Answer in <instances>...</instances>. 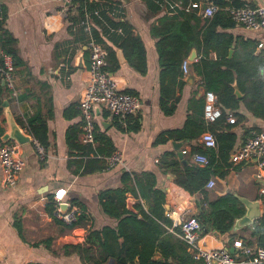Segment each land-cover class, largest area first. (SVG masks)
I'll return each instance as SVG.
<instances>
[{
	"label": "crops",
	"instance_id": "1",
	"mask_svg": "<svg viewBox=\"0 0 264 264\" xmlns=\"http://www.w3.org/2000/svg\"><path fill=\"white\" fill-rule=\"evenodd\" d=\"M215 1L81 0L63 4L56 0H0V13L6 17L5 28L16 39L17 53L23 60L22 65L15 67L12 58V72L21 99L14 98L6 88L0 91V101H9L8 107L3 104L0 109V125L8 133L10 121H15L32 138L20 144L24 168L14 186L2 183L0 165V264H85L78 254L65 253L64 247L84 244L91 227L117 225V220L103 211L100 193L121 187L124 172L133 176L144 173L154 176L156 188L166 193V214L172 221L186 204L190 203L197 215L205 197L213 201L226 193L250 201L260 200L264 215V181L257 177L255 158L233 162L231 153L226 156L218 153L220 142L217 141L216 147H206L200 141L205 132L192 139L168 134L183 129H188L190 134L200 131L205 88L194 71L186 74L183 70L182 86L179 78L167 76L161 79L162 63L174 56V45H162L163 35L169 26L181 27L183 22L189 28L201 29L204 19L214 14L205 15V9L211 5L218 9ZM240 1L243 5H264V0ZM88 3L100 11L98 16H90V31L82 23V7ZM228 7L225 8L227 11ZM191 14H196L201 22L191 18ZM113 24L120 25L125 33L132 32L142 38L147 57L145 74L132 67L123 50L111 40L115 34L109 26ZM89 32L116 50L119 67L114 73H108L116 78L121 89L139 98L141 107L131 115L125 130L117 126L106 105L95 108L98 129L112 140L114 148L121 154V161L110 168L101 161L98 166L103 168L81 174L69 166L70 160L82 158L72 154L68 135L71 129L79 130L78 137L82 140L84 121L80 104L89 75L90 50L86 44ZM216 32L223 35L225 44L220 47L216 42L208 47L201 44L187 55L182 54L189 68L193 69V63L202 57L221 59L223 47L230 39L225 60L242 61L253 56L259 61L260 73L264 75V29L251 30L235 23L231 27L217 26ZM198 39H202V32ZM178 59L181 63V50ZM163 92L170 95L165 98L166 105L162 104ZM243 96L241 92L240 98ZM229 112L235 115L226 110L227 114ZM237 112L244 116L242 120L236 115L235 123L228 120V115L226 120L233 124L230 131L237 137L232 151L256 132L255 129L264 130V118L249 111L243 101ZM29 113H40L47 120L49 146L44 158L39 156L35 139L24 125L25 115ZM162 134L165 140L159 141ZM201 148V152L196 150ZM210 148L216 151V158L210 164L214 187L206 186L207 195L181 191L176 186V173L163 162L177 159L181 166L197 164L204 167L206 164L196 162L194 157L203 154L209 159ZM180 152L183 157L179 156ZM59 189L66 190L67 200L85 212L86 219L75 227L65 225L47 209L50 197ZM126 203L133 211L139 204L148 209V202L132 193L127 195ZM255 224L233 228L225 234L209 228L204 231L203 239L208 247L233 249V254L239 257L242 247L257 246L256 236L252 234ZM107 264H113V260Z\"/></svg>",
	"mask_w": 264,
	"mask_h": 264
},
{
	"label": "trees",
	"instance_id": "2",
	"mask_svg": "<svg viewBox=\"0 0 264 264\" xmlns=\"http://www.w3.org/2000/svg\"><path fill=\"white\" fill-rule=\"evenodd\" d=\"M216 12L209 18L204 19L201 29L198 27L189 28L186 22L177 25H171L163 35L162 45L169 43L174 45V56L162 63L161 79L172 76L179 78V85H184V72L182 69L183 55H187L193 47H205L216 42L218 46L225 44L223 35L216 32L217 26L231 27L235 25L229 11L225 8L241 7L243 3L240 0H216ZM198 8L195 7V10ZM98 11L93 5L84 4L82 7V20L89 16H98ZM184 14V13H182ZM191 18L201 22L196 14H191ZM5 15L0 13V65H4L3 55H9L13 58L14 66H20L23 60L17 53L16 39L5 28ZM118 24L109 26L113 31L111 39L115 45L123 50L128 63L141 74L147 72L146 49L142 38L132 32H124ZM120 30V31H119ZM202 32V39H198ZM103 43L102 39H97ZM88 40V39H87ZM202 40V41H201ZM227 44L223 47L224 52L221 59L212 60L208 57H202L193 63V71L197 73L202 80V85L206 92H212L217 97V104L224 110L223 115L214 123H207L204 119L205 96L201 106L203 120L200 131L196 134H190L188 129L169 132L170 137H179L181 139H192L200 133L212 131L218 142H220L218 153L229 155L236 144V134L231 133L233 124L226 123V110H231L239 120L244 118L237 112L239 104L243 101L246 108L257 117L264 118V75L260 73L258 60L249 56L242 61L225 60L228 47L232 40L227 39ZM104 44V43H103ZM105 45V44H104ZM107 65L105 70L114 73L119 67L116 50L107 45ZM181 50L180 59L177 60ZM183 50V51H182ZM2 52V53H1ZM116 79V78H115ZM235 83L244 96L240 98L236 93ZM7 89L3 81L0 82V91ZM8 90V89H7ZM9 91V90H8ZM127 91V90H126ZM10 92V91H9ZM129 92V91H127ZM132 94V93H131ZM170 95L163 92L162 104L166 105V97ZM20 98V95L18 97ZM8 100V99H7ZM0 101V109H2ZM170 112L171 110H166ZM131 115L122 119L114 117L117 126L123 130L128 127ZM24 125L33 135L34 139L43 145L47 151L49 146L48 124L46 118L40 113L26 114ZM22 126V125H21ZM23 127V126H22ZM257 133L260 130L255 129ZM5 129L0 125V145ZM79 130L69 131L68 141L72 154L81 157V160H70L69 166L74 167L75 173L89 174L103 166H98L103 161L104 166L110 168L109 157L116 151L112 140L104 133H101L96 124L94 130V143H85L79 139ZM164 134L159 141H164ZM201 152V149H196ZM94 157L91 158V156ZM170 154H167L169 157ZM216 158L215 149L210 148L208 163L201 167L197 164H186L181 166L177 159L163 162L166 168L176 173V186L181 191L189 192L192 195L202 193L207 195L206 186L211 179L210 164ZM98 163V164H97ZM92 164L97 166L90 167ZM101 165V164H100ZM129 193L134 194L141 200L148 202V209L143 205H136V211L127 207L126 199ZM100 202L102 209L109 216L117 220L115 227L105 226L102 228L91 227L88 230L84 244L67 245L64 251L67 254L76 253L85 264H107L113 260V264H204L202 260H196L188 250L186 242L180 237V228L173 227L172 219L166 214L165 204L167 202L166 193L155 186V178L150 173L133 176L130 172H124L122 175V186L116 189H109L100 193ZM47 209L53 215L55 209L54 196H51ZM246 212V207L240 199L231 193L219 195L217 199L202 201L197 218L206 231L209 228L215 229L220 233H230L233 230L236 220L242 217ZM86 219L85 212L79 216L78 220L69 227H75L82 220ZM253 236H256L257 245L264 246V215L255 224Z\"/></svg>",
	"mask_w": 264,
	"mask_h": 264
},
{
	"label": "built area",
	"instance_id": "3",
	"mask_svg": "<svg viewBox=\"0 0 264 264\" xmlns=\"http://www.w3.org/2000/svg\"><path fill=\"white\" fill-rule=\"evenodd\" d=\"M63 4H72L81 0H56ZM216 10L214 5L205 9V15H212ZM233 20L247 29H264V5H243L241 7H228ZM99 14V12H95ZM85 28L90 31V16L82 22ZM120 31V30H119ZM90 33V32H89ZM87 46L90 50L89 75L86 89L80 104L83 116L82 141L94 143V130L96 119L95 108L101 104L106 105L113 117L126 118L128 115L136 114L141 107L139 98L120 88L118 81L105 70L107 65V50L90 33ZM262 45V44H261ZM2 53V52H1ZM4 65H0V82L6 85L14 98H18L20 91L15 83L12 57L3 55ZM183 70L189 72L187 61L183 64ZM224 110L217 104V97L212 92L205 93L204 119L207 123L216 122L223 115ZM228 120L231 123L237 121L235 115L228 113ZM37 152L41 158L46 155V149L36 140H33ZM200 141L206 147H216L217 140L211 131L202 134ZM257 160V177L264 181V130L259 133L253 132L243 140L232 152L233 162L245 160ZM196 162L208 163V157L203 154H196ZM121 161V154L116 151L109 157L110 165ZM0 165L2 170V183L5 186H14L24 168V161L20 154V144L15 141L4 142L0 145ZM215 181L210 179L207 187L212 188ZM264 193V191H263ZM66 190L59 189L54 195L55 209L53 217L65 225H72L76 222L83 210L73 205L66 197ZM67 205L63 210L62 206ZM173 217V216H172ZM173 226L180 228V237L186 242L188 250L196 260H202L204 264H264V246L242 247L241 255L235 256L228 248H210L203 239V226L194 213L190 203L180 209V212L173 218Z\"/></svg>",
	"mask_w": 264,
	"mask_h": 264
},
{
	"label": "water",
	"instance_id": "4",
	"mask_svg": "<svg viewBox=\"0 0 264 264\" xmlns=\"http://www.w3.org/2000/svg\"><path fill=\"white\" fill-rule=\"evenodd\" d=\"M195 58V52L193 53L192 59ZM193 72V69L189 68V72ZM236 88V93L238 94L239 97H241V92L239 91L238 86L235 84ZM4 106L8 107L9 106V101L4 102ZM10 131L8 133H5L2 137V140L4 142H9V141H15L18 144H24L26 142L31 141V136L27 133H25L24 129L22 128L21 125L16 123L15 121H10ZM180 157H183L182 152L179 153ZM237 196V195H236ZM240 201H242L246 207V212L245 214L238 218L234 224V229H239L245 226H250L254 225L262 216L261 212V202L260 200H254L250 201L247 198L237 196ZM63 210L67 209V205L62 206ZM231 252L233 253V249H231ZM214 264H218L215 262Z\"/></svg>",
	"mask_w": 264,
	"mask_h": 264
}]
</instances>
